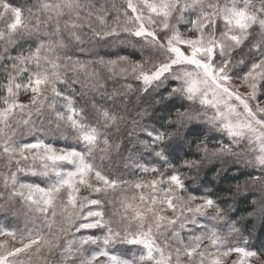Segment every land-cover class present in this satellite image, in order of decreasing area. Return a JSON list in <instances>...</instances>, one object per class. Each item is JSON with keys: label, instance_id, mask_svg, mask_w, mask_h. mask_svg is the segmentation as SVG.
Listing matches in <instances>:
<instances>
[{"label": "snow or ice", "instance_id": "snow-or-ice-1", "mask_svg": "<svg viewBox=\"0 0 264 264\" xmlns=\"http://www.w3.org/2000/svg\"><path fill=\"white\" fill-rule=\"evenodd\" d=\"M93 43L119 50L80 59ZM153 93L172 114L122 139ZM262 98L264 0H0V264H264L244 235L264 229ZM206 161L252 170L251 212Z\"/></svg>", "mask_w": 264, "mask_h": 264}, {"label": "trees", "instance_id": "trees-1", "mask_svg": "<svg viewBox=\"0 0 264 264\" xmlns=\"http://www.w3.org/2000/svg\"><path fill=\"white\" fill-rule=\"evenodd\" d=\"M13 3H24L25 0H12ZM119 2V0H117ZM85 48L87 51L83 54H80V59H94L98 55H106L117 52L119 49L117 46H106L103 44H86ZM123 54V53H121ZM114 58V57H113ZM123 83V81H121ZM134 87L136 86V82L132 81ZM109 91H111L112 87H119V85L113 84L109 81L108 84ZM131 103L129 104L128 111L131 118H135L137 121V126L133 128L131 126V120L129 121V125L122 127V139H129V134L131 133L130 139L135 142L137 138L144 139L145 133L143 129H151L156 128L159 129L161 125L165 124V118L172 114L174 109L171 107L167 109H163L161 105L157 103L158 97L155 94H132L130 96ZM138 112H146V114L141 117L138 116ZM199 133V126L193 128L192 134L188 136V141H191L192 146L189 150L188 145H185L186 151H195V143L203 138L202 134ZM53 137L51 134L48 136ZM59 142H66V144L74 145L76 143L74 137H68L65 139L62 136H59ZM215 141H210L209 147H215ZM127 154V153H125ZM215 164V168L212 166ZM221 167L219 161H213L211 163L205 162L204 168L207 171V179L205 180V184L207 187L214 190L216 197L220 199H227V204L222 206L228 207V205L232 206L235 218L239 219L242 216H246L248 212H251L253 209V201L257 200L261 196V192L259 187L256 185H252L250 181V177L248 175L251 172V169H245L242 166L240 170L237 171L235 167L232 168L231 171H228L226 174L222 175L219 179H214V174L216 168ZM134 179V177H132ZM40 179V178H39ZM41 180V179H40ZM237 185H239V191H237ZM203 190V189H201ZM256 223V230L253 231V223H248L247 228L244 232V235L248 237L249 245H255L259 247L261 243H264V229L259 228L258 221Z\"/></svg>", "mask_w": 264, "mask_h": 264}, {"label": "rangeland", "instance_id": "rangeland-1", "mask_svg": "<svg viewBox=\"0 0 264 264\" xmlns=\"http://www.w3.org/2000/svg\"><path fill=\"white\" fill-rule=\"evenodd\" d=\"M238 83V82H237ZM246 89H244V88H241V92H243V91H245ZM262 100H264V98H262ZM48 139L50 140V141H53V142H55V144H56V146L57 147H62V146H71V144L69 145V144H66V142H59V140H60V137H48ZM61 141V140H60ZM75 141V140H74ZM29 180H31L32 182H40L41 180L40 179H42V178H31V177H29L28 178ZM10 219V218H9ZM6 224V221H5V219L2 217V216H0V226H4ZM0 239H2V238H0ZM240 243H241V245L243 246V241H240Z\"/></svg>", "mask_w": 264, "mask_h": 264}]
</instances>
